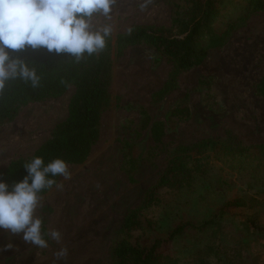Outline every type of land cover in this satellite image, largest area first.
<instances>
[{
  "label": "rangeland",
  "instance_id": "rangeland-1",
  "mask_svg": "<svg viewBox=\"0 0 264 264\" xmlns=\"http://www.w3.org/2000/svg\"><path fill=\"white\" fill-rule=\"evenodd\" d=\"M143 2L118 0L111 19L94 17L95 26H112L111 100L102 115L100 138L88 159L68 164L71 178L60 177L62 188L54 186L41 195L37 211L41 215L45 210L46 229L42 231L59 230L61 243L45 235L49 247L29 249L22 234L13 238L0 229V249L9 243L14 246L0 251V264H111V247L122 231L125 215L140 204L180 147L205 138L231 137L246 145L264 142V97L258 90L264 77V11L252 14L225 46L211 49L201 65L175 73L172 61L148 45L130 46L118 53L117 36L131 27L170 24V0H153L142 11ZM167 84L171 89L158 96ZM74 92L71 85L59 97L30 103L15 120L0 125V169L31 156L51 137L55 126L68 117ZM177 104L187 105L191 115L168 129L161 142L154 141L150 127L143 126L144 115L152 122L165 120ZM128 148L136 161L132 169ZM204 183L216 185L215 194L207 197L215 203L221 193L227 197L264 193V181L217 167L197 184L198 189ZM183 196H173L178 204L176 216H165L163 208L147 214L152 220L148 234L183 218H201L207 208L201 195ZM178 197L182 198L176 200ZM185 207L190 211L180 210ZM244 211L234 209L220 220L222 233L217 240L223 256L214 259V264H264V234L249 228ZM61 247H67L68 255L57 260L54 253Z\"/></svg>",
  "mask_w": 264,
  "mask_h": 264
},
{
  "label": "trees",
  "instance_id": "trees-1",
  "mask_svg": "<svg viewBox=\"0 0 264 264\" xmlns=\"http://www.w3.org/2000/svg\"><path fill=\"white\" fill-rule=\"evenodd\" d=\"M170 1V24L136 25L119 34L116 41L119 54L130 46L145 44L172 61L178 73L201 65L211 49L225 46L252 14L264 11V0ZM113 49L114 44L108 38L102 52L85 55L79 62L67 54L57 55L45 49L28 48L14 53L36 67L41 81L37 88L20 79L8 82L0 96V125L15 120L20 110L30 103L59 97L71 85L75 86V92L69 103L68 117L55 126L51 137L31 156L19 158L0 169V179L10 186L23 180L27 175L24 164L34 156L43 157L45 164L56 158L67 164H81L88 159L100 138L102 115L110 106ZM170 89L167 84L157 95L162 96ZM258 90L264 97V77ZM190 115L187 105L177 104L165 120L152 122L145 114L143 126L150 127L153 140L161 142L168 129L175 128L179 120ZM131 153L128 148V156ZM130 161L132 169L136 162L133 154ZM214 167L235 174L247 173L257 181H264V142L246 145L235 143L231 137L205 138L180 147L157 182L145 191L140 204L125 215L122 231L111 247V264H214V259L221 260L223 246L217 240L222 233L220 220L234 209L254 208L260 201L253 194L227 197L221 193L220 202H211L207 197L216 192V185L204 183L198 189L197 184L205 181ZM50 178L60 180L59 176ZM195 192L207 204L206 212L198 221L183 218L162 231L147 233L152 225L147 217L149 212L163 208L165 216H176L178 204L174 197L183 193V197L191 198ZM190 209L180 210L189 212ZM40 216L46 229L45 210Z\"/></svg>",
  "mask_w": 264,
  "mask_h": 264
},
{
  "label": "clouds",
  "instance_id": "clouds-1",
  "mask_svg": "<svg viewBox=\"0 0 264 264\" xmlns=\"http://www.w3.org/2000/svg\"><path fill=\"white\" fill-rule=\"evenodd\" d=\"M118 0H0V96L9 81L20 79L32 88L40 86L41 77L32 63L19 53L31 48L45 49L49 53L67 54L76 62L87 56L98 55L112 34V26L94 25V17L111 19ZM153 0H144L145 10ZM27 175L11 186L0 179V229L12 235L22 234L26 244L38 248L49 247L45 235L60 244L62 234L57 229L42 231L43 218L38 215L41 193L54 185L62 188L50 177L71 178L66 161L56 158L45 164L43 157L34 156L24 164ZM14 246L9 243L0 249ZM67 247L54 253L57 260L67 258Z\"/></svg>",
  "mask_w": 264,
  "mask_h": 264
},
{
  "label": "crops",
  "instance_id": "crops-1",
  "mask_svg": "<svg viewBox=\"0 0 264 264\" xmlns=\"http://www.w3.org/2000/svg\"><path fill=\"white\" fill-rule=\"evenodd\" d=\"M253 195H255L259 199L260 203L254 208H243L245 209L243 214L244 217H246L245 218L246 222L249 223V228L257 230L259 234L262 235L264 234V193H262L261 195H257V194H253ZM1 230L3 231V233H8L13 238H15L16 236L20 238V235H12L8 231H5L3 229ZM24 246L25 247L29 246V249H34V246L30 244H24Z\"/></svg>",
  "mask_w": 264,
  "mask_h": 264
}]
</instances>
